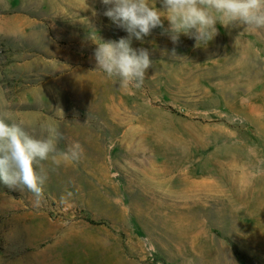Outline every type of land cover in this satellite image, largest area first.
<instances>
[{"label":"rangeland","instance_id":"1","mask_svg":"<svg viewBox=\"0 0 264 264\" xmlns=\"http://www.w3.org/2000/svg\"><path fill=\"white\" fill-rule=\"evenodd\" d=\"M106 8L0 0L12 118L84 150L43 162L39 203L0 181V264H264V29L217 23L200 46L160 27L133 37L152 67L122 90L96 70L95 42L128 38Z\"/></svg>","mask_w":264,"mask_h":264},{"label":"clouds","instance_id":"2","mask_svg":"<svg viewBox=\"0 0 264 264\" xmlns=\"http://www.w3.org/2000/svg\"><path fill=\"white\" fill-rule=\"evenodd\" d=\"M107 6L103 15L128 33V38L102 41L94 51L96 70L114 78L122 90L140 88L146 70L152 67L147 49H133L131 39L143 40L160 27L173 44L181 34L193 38L197 46L207 45L217 35V23L243 25L251 30L264 29V0H160L163 10L149 0H101ZM93 15H96L93 9ZM168 21L164 28L163 20ZM175 54V49L172 50ZM9 103L0 95V181L12 189L27 190L39 203L44 194L47 175L43 162L54 165L74 163L81 159L83 147L72 142L59 148L64 139L59 127L40 125V134L12 118ZM60 112L63 113L61 108Z\"/></svg>","mask_w":264,"mask_h":264}]
</instances>
